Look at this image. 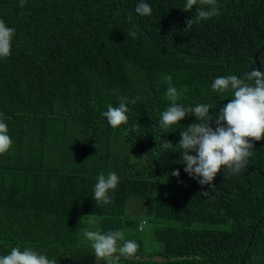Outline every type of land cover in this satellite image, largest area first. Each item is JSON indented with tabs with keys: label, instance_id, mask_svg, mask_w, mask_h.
Listing matches in <instances>:
<instances>
[{
	"label": "trees",
	"instance_id": "trees-1",
	"mask_svg": "<svg viewBox=\"0 0 264 264\" xmlns=\"http://www.w3.org/2000/svg\"><path fill=\"white\" fill-rule=\"evenodd\" d=\"M139 2L0 0V20L15 29L0 58V114L13 140L0 154V257L18 247L57 264H106L87 228L139 244L118 264H264V138L250 141L246 170L222 168L205 197L210 186L177 163L195 115L159 126L171 103L163 76L182 92L178 103L211 104L215 115L233 98L212 90L217 77L264 70V0H217L219 14L200 22L186 0H144L146 17ZM121 96L129 122L113 128L101 113ZM110 171L120 181L113 203L96 205L94 185Z\"/></svg>",
	"mask_w": 264,
	"mask_h": 264
},
{
	"label": "clouds",
	"instance_id": "clouds-1",
	"mask_svg": "<svg viewBox=\"0 0 264 264\" xmlns=\"http://www.w3.org/2000/svg\"><path fill=\"white\" fill-rule=\"evenodd\" d=\"M25 3L26 0H20V7H24ZM197 5L199 7L196 10V22L208 20L219 14L217 0H186L183 11H190ZM135 12L142 17L151 16L152 7L144 0H140ZM186 25L185 30H190L193 18L188 19ZM14 35L15 29L0 20V58L10 56ZM128 35L135 38L136 33L132 31ZM162 80L168 85L166 98L171 103L160 114L159 126L167 131L186 115H195L196 122L188 126L187 130L180 132L181 139L175 145L181 153V159L177 163L186 165L184 171L201 186H210V190L199 193L207 197L216 188L213 181L221 169L231 175L246 170L249 158L253 155L251 150L254 148L250 141L264 138V70L253 68L243 77L237 75L217 77L211 85L212 90L219 93L231 92L233 98L220 107L215 115L210 114V110L213 109L211 104L200 103L192 107L178 103L182 92L173 86L171 75L163 76ZM137 99L139 98L131 100L130 103L135 104ZM128 103V98L121 96L118 106L113 107L109 104L107 111L101 113L111 127L117 128L128 124L130 112ZM5 119L3 114H0V154L8 153L13 146ZM155 139L160 147L165 149L173 147L167 139H162L163 143H160L161 138ZM193 152L196 155H192ZM171 175L179 177L180 172L174 170ZM119 182L115 171H110L107 175L99 174L93 189L96 205L113 203L114 192ZM83 233L85 238L92 242L97 261L103 259L106 264H118L121 256L131 259L139 248L135 240L125 239L124 233L120 230L102 233L85 228ZM0 264H57V261L30 248L21 250L16 247L12 248L9 254L0 257Z\"/></svg>",
	"mask_w": 264,
	"mask_h": 264
},
{
	"label": "water",
	"instance_id": "water-1",
	"mask_svg": "<svg viewBox=\"0 0 264 264\" xmlns=\"http://www.w3.org/2000/svg\"><path fill=\"white\" fill-rule=\"evenodd\" d=\"M255 59H256V56H255ZM258 70H259V68H258Z\"/></svg>",
	"mask_w": 264,
	"mask_h": 264
}]
</instances>
